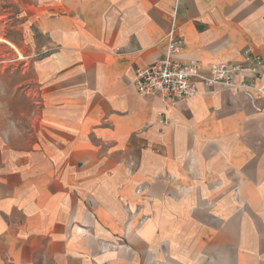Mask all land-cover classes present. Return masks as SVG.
Here are the masks:
<instances>
[{"label":"crops","instance_id":"obj_1","mask_svg":"<svg viewBox=\"0 0 264 264\" xmlns=\"http://www.w3.org/2000/svg\"><path fill=\"white\" fill-rule=\"evenodd\" d=\"M17 3L29 39L23 58L0 45V264H264V98L201 83L165 106L133 86L174 24L205 69L264 58V0Z\"/></svg>","mask_w":264,"mask_h":264},{"label":"built area","instance_id":"obj_2","mask_svg":"<svg viewBox=\"0 0 264 264\" xmlns=\"http://www.w3.org/2000/svg\"><path fill=\"white\" fill-rule=\"evenodd\" d=\"M168 47L157 61L134 71L133 86L145 97L167 106L198 94L199 84L235 89L251 98H264V58L246 52L242 63H219L205 69L198 59L184 60V39L175 28L167 34Z\"/></svg>","mask_w":264,"mask_h":264},{"label":"rangeland","instance_id":"obj_3","mask_svg":"<svg viewBox=\"0 0 264 264\" xmlns=\"http://www.w3.org/2000/svg\"><path fill=\"white\" fill-rule=\"evenodd\" d=\"M19 8L17 0H0V45L5 46V51L1 50V53L8 58V53L10 50L16 49V54L21 56L22 58L25 56V48L24 43L28 42V35L26 36V31L24 32V21H21L19 18ZM20 23L22 24V29L19 28ZM35 39L39 45L45 42V38L37 35ZM21 43L23 47H20L15 44V42ZM18 48V49H17ZM27 75H23L22 81L24 82ZM11 83L13 82L12 78H10ZM10 87H12L10 85ZM26 86L23 85V89ZM24 90V91H25Z\"/></svg>","mask_w":264,"mask_h":264}]
</instances>
